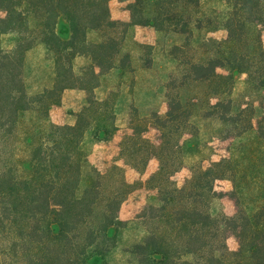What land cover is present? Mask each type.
<instances>
[{
	"label": "trees",
	"instance_id": "trees-1",
	"mask_svg": "<svg viewBox=\"0 0 264 264\" xmlns=\"http://www.w3.org/2000/svg\"><path fill=\"white\" fill-rule=\"evenodd\" d=\"M110 1L0 0V212L10 211L7 222L19 227L24 243L9 264H110L127 224L119 211L136 184L123 165L93 164L87 144L108 141L118 129L114 94L100 98L97 89L106 74L133 71L125 45L136 25L159 32L172 65L158 77L167 111L135 108L120 142L124 164L140 173L151 158L159 160L148 179L137 181L152 194L135 218L144 232L127 251L135 264H264V0H124L129 20L113 18ZM220 28L225 38L208 35ZM4 35L11 36L8 47ZM39 44L54 78L31 91L26 54ZM135 45L141 66L152 68L155 45ZM78 57L85 61L78 65ZM236 71L261 95L256 121L253 100L233 95ZM67 88L84 90L86 100L75 123L58 124L50 109ZM198 117L237 142L218 161H195L179 184L186 152L199 143ZM150 128L160 131L158 142ZM219 179L232 183L233 215L221 203ZM231 234L236 250L227 243Z\"/></svg>",
	"mask_w": 264,
	"mask_h": 264
},
{
	"label": "rangeland",
	"instance_id": "rangeland-1",
	"mask_svg": "<svg viewBox=\"0 0 264 264\" xmlns=\"http://www.w3.org/2000/svg\"><path fill=\"white\" fill-rule=\"evenodd\" d=\"M128 1L111 0V14L115 19H130V11L128 9ZM0 14H2L0 12ZM209 36L223 39L227 36V30L220 28L212 31ZM202 34L198 33L195 37L196 41H200ZM135 40L147 44H154L156 49L153 51L154 65L152 68L141 66L142 60L139 59V48L135 45ZM262 42L264 44V31L262 32ZM12 39L10 35L2 36L3 46L11 45ZM126 49L133 55V71L121 75L117 71L106 74L102 79V85L97 89V95L100 98L105 97L109 92L114 94L117 110V125L113 137L108 141H95L87 144L90 161L101 170H106L112 163H118L125 168V174L128 181L135 183L136 186L122 203L119 215L120 218L127 221V224L120 228L119 238L113 250L109 253L108 261L110 264H135V255L127 250L132 247L135 241L144 232V228L135 224L136 216L143 210L151 199L152 190L147 186L138 184L137 181H145L159 167V160L156 157L151 158L145 171L138 172L135 168L125 165L120 156V142L123 136L131 131L130 119L135 114V108L140 114H147L152 111L165 113L168 109L166 98L164 96V88L158 77H164L172 65V60L168 56L166 49L168 46L162 41L157 30L148 25H136L132 27L127 39ZM146 54L147 52H142ZM152 56V54H151ZM85 61L83 57H78L76 63L82 64ZM143 65V64H142ZM233 95L239 101L253 100L256 106L255 121L263 113L260 106L261 95L254 92L247 83V74L236 71ZM25 78L31 91H37L45 85L52 84L54 73L53 65L46 56L45 48L39 44L35 48L29 50L26 54V72ZM264 102V91H263ZM86 100V92L79 88H67L63 92L62 102L54 105L50 109L51 120L58 124H73L76 121V113H78ZM199 123L200 131L197 135L199 139L198 146L188 149L186 155L185 166L176 173L175 179L179 184L190 175V166L195 161H202L204 165H208L210 161H218L230 154L231 144L237 142V139H224L216 133L218 124L216 122H207L196 119ZM147 135L154 141L160 139V131L156 128H150ZM250 137L252 135H249ZM190 137L189 134L185 138ZM248 138V137H247ZM216 188L223 191L221 203L227 214L233 215L236 212V205L233 198L228 194L232 189V183L228 179H219L216 181ZM10 215V211L0 212L1 218H5L0 222V264H9L14 258L13 255L18 252L22 253L24 243L19 233L20 229L17 225L11 226L6 216ZM19 223V220H18ZM227 243L232 250L239 247L238 239L235 235H230Z\"/></svg>",
	"mask_w": 264,
	"mask_h": 264
}]
</instances>
